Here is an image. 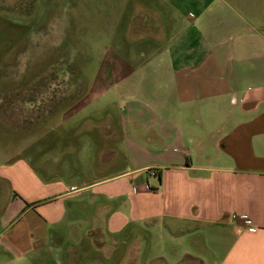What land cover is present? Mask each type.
I'll list each match as a JSON object with an SVG mask.
<instances>
[{"label":"crops","instance_id":"crops-1","mask_svg":"<svg viewBox=\"0 0 264 264\" xmlns=\"http://www.w3.org/2000/svg\"><path fill=\"white\" fill-rule=\"evenodd\" d=\"M135 1L130 30L163 49L152 45L150 67L127 64L108 84L124 88L120 113L61 151L79 167L71 188L33 175L51 190L32 195L0 181L12 187L0 193V264H264V77L238 82L226 62L229 4ZM147 72L149 84L131 79ZM154 227L167 239L139 237Z\"/></svg>","mask_w":264,"mask_h":264},{"label":"rangeland","instance_id":"rangeland-1","mask_svg":"<svg viewBox=\"0 0 264 264\" xmlns=\"http://www.w3.org/2000/svg\"><path fill=\"white\" fill-rule=\"evenodd\" d=\"M126 1L0 0V181L8 182L9 176L15 187L32 195L51 190L38 187L33 175L65 181L68 187L75 183L77 162H62L61 151L77 142L76 133L98 131L99 123L119 114L124 88H109V82L123 75L127 64L152 66L146 55L152 45L163 49L148 31L140 38L130 30L127 18L135 9L129 4L135 0ZM225 2L229 6L219 5L220 11L235 25L230 29L235 59L226 62L235 65L238 82L253 84L264 77V0ZM158 18L161 27L163 17ZM131 74L143 83L156 79L151 72ZM193 108L186 114L194 117ZM200 119L194 124L206 123L204 113ZM4 189L6 183L0 182V193ZM138 235L167 239L157 227Z\"/></svg>","mask_w":264,"mask_h":264},{"label":"built area","instance_id":"built-area-1","mask_svg":"<svg viewBox=\"0 0 264 264\" xmlns=\"http://www.w3.org/2000/svg\"><path fill=\"white\" fill-rule=\"evenodd\" d=\"M150 173H151V174H155L154 169H150ZM243 221H244L245 223H248V222H249V219H248V218H244Z\"/></svg>","mask_w":264,"mask_h":264},{"label":"flooded vegetation","instance_id":"flooded-vegetation-1","mask_svg":"<svg viewBox=\"0 0 264 264\" xmlns=\"http://www.w3.org/2000/svg\"><path fill=\"white\" fill-rule=\"evenodd\" d=\"M42 87H45V86H42V85H41V87H39V88H41V90H42L41 92L44 93L45 91H43L44 89H43ZM35 116H36V115H35Z\"/></svg>","mask_w":264,"mask_h":264}]
</instances>
